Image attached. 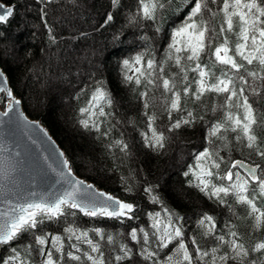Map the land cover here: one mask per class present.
Listing matches in <instances>:
<instances>
[{"label":"trees","instance_id":"1","mask_svg":"<svg viewBox=\"0 0 264 264\" xmlns=\"http://www.w3.org/2000/svg\"><path fill=\"white\" fill-rule=\"evenodd\" d=\"M2 1L14 5V13L8 22L0 25V66L12 90L21 99L24 110L50 131L79 176L134 206L135 217L132 220L87 217L78 210H72L76 212L75 216L45 221L42 227L46 233L59 234L63 238L65 255L62 264H81L68 259L66 255L69 251H75L70 247V243H75V240L69 241L64 231L69 226L88 230L89 238L99 241L105 264H117L114 257L120 254V244L132 248L133 256L131 260L119 264H151V261H145L135 254L141 244L131 241L128 233L132 228H136L138 234L140 228L151 233V217L156 213H160L159 219L165 222L170 214L173 223L182 226L185 242L193 254L195 246L191 244L192 238L204 249L216 245L215 240L201 235L203 229L199 220L204 215L214 218L217 234H226L231 229L238 233L245 247L264 241V229H254V221L248 216L245 206L236 204L231 195L225 198V204H220L215 197L210 199L196 187V178L190 171L197 164L196 155L205 148L213 152V159L220 164L219 169L212 170L221 176L237 159L258 163L264 168V159L255 150L237 143L233 139L234 133L220 134L227 137V141L209 137L210 125L222 119V111L213 113L212 108L221 105L224 96L207 93L200 100H195L191 95L185 96L183 88L186 85L190 86V92L195 91L194 78L197 74L188 71V79L183 81L180 69L174 66L173 61H168L164 65L163 76L169 78L175 75L176 90L181 92L182 109L173 111L169 118L171 94L165 93L160 86L161 82L157 79L159 73L153 75L156 82L152 85L147 84L143 77L139 85L124 78L125 59L131 61L139 54L143 55L144 61L154 59L157 64L166 59L172 33L185 21L194 0H172L157 13L155 21H142L133 25H129L128 17L137 12L138 0H121L116 8L112 7L110 0H53L47 6L38 4L36 0ZM42 7L47 12L44 19L48 27L53 29L56 43L49 39L48 28L40 11ZM107 14H111L113 20L105 24ZM221 21L222 15H217L210 26L218 32ZM221 39L216 37L212 47L220 43ZM234 40L235 37H230V44ZM12 42L16 47H12ZM89 45L95 50L97 48L98 57L92 59L98 62V66L89 69L83 66L81 72L78 60L59 62L64 53L76 52L77 58L82 57L85 52L81 48ZM12 48L16 54L10 51ZM212 59L202 54L200 62L211 64ZM184 63L187 65V62ZM220 67L216 65L211 70L220 75ZM247 67L259 71L255 63ZM248 79L251 81V77ZM98 84L103 85L112 101L110 107L104 106L106 116L92 118L98 123L99 131L80 123L82 119L88 118L87 114L80 113V109L86 106ZM144 92L147 97L141 96ZM145 102L148 108L144 107ZM254 107L260 119H264V98L259 99ZM188 111L193 114V122L169 131L175 121L187 118ZM146 112L156 116L154 127L165 137L162 148L150 146L142 136V133L151 136ZM255 132L264 148V127H256ZM118 140L127 145L126 150L122 151L115 144ZM237 170L241 171H233ZM241 174L244 173L241 171ZM211 179L218 186L229 183L215 176ZM146 188H150L151 192H146ZM153 196L157 198L156 202H153ZM257 204L264 208V200H258ZM95 228L103 230L104 239L91 231ZM108 235L113 236L114 244L108 243ZM225 238L230 239L227 235ZM28 242L29 236L26 235L11 246H0V258L10 254V247ZM80 248L87 251L88 245L81 243ZM155 249L156 244L152 243L150 250ZM172 250L174 245H169V249L160 255L171 254ZM225 251L227 248L222 247L218 255ZM257 257L264 261V257H259L258 253H252L250 259ZM32 258L34 264H39L42 259L35 252ZM82 262L90 264L83 257ZM228 264L233 262L229 261Z\"/></svg>","mask_w":264,"mask_h":264},{"label":"snow or ice","instance_id":"2","mask_svg":"<svg viewBox=\"0 0 264 264\" xmlns=\"http://www.w3.org/2000/svg\"><path fill=\"white\" fill-rule=\"evenodd\" d=\"M38 4L47 6L53 0H36ZM113 8L120 5L121 0H110ZM172 0H138V10L135 14L128 17L129 25L140 24L142 21H155L157 13L161 11L166 3ZM42 19L48 28L49 39L56 43V37L52 34L53 29L48 27L45 7L40 9ZM14 6L5 7L0 5V25L9 21L13 16ZM207 14V16H206ZM222 15L219 30L211 27L212 20ZM113 16L106 15L105 24L111 22ZM159 31V29H156ZM222 37L221 42L213 48L212 44L216 37ZM230 37H235L230 44ZM184 55H181V54ZM231 53V54H230ZM202 54L208 55L212 59L211 64H202ZM168 61H173L175 67L180 69L183 81H187V72L192 71L197 74L194 78L196 89L190 92V86L183 88L185 96L191 95L195 100H200L207 93L223 95L224 101L221 105H214L213 113L217 110L222 111V119L211 124L208 135L217 139L227 141V137L220 135L222 132L234 133L233 139L237 143H243L245 147L255 150L256 154L264 159V148L261 147L260 138L256 135L255 128L264 127V119H260L257 108L254 107L259 99L264 98V0H194L185 21L172 33V43L165 60L159 64L154 59L144 61L142 54L136 55L131 61L125 59L123 67L125 80L141 84L143 77L147 84H155L153 75L159 73L157 79L161 82V87L165 93H170L168 114L171 118L173 111H181V92L176 90L175 75L169 78L163 76L164 65ZM187 62V65L184 63ZM257 64L259 71H252L247 66ZM220 67V75H216L211 69L213 66ZM133 73L129 75L128 73ZM251 77V81L248 79ZM259 81V84H257ZM6 84L3 74L0 73V85ZM0 93H5L7 98L6 108L2 115L7 116L18 107L20 100L13 96L12 90L0 86ZM248 93V94H246ZM142 97H147V93H141ZM5 97H0V102ZM255 97L256 99H250ZM111 98L102 84H98L92 91L86 106L80 109V113L87 114V119H82L80 123L84 127L91 126L99 131V125L92 118L102 117L107 114L104 106H111ZM145 108L149 105L144 104ZM145 115L148 117L147 128L151 133H142L147 144L150 146L163 147L164 134L158 132L154 127L156 116ZM202 119V117H201ZM192 112H187V118L175 121L169 131L179 129L182 124L188 125L193 122ZM211 143V140L209 141ZM115 144L124 151L127 145L123 141H116ZM218 154V153H217ZM62 155V154H61ZM213 152L205 148L195 157L193 175L196 178V187L204 192L210 199L217 198L220 204H225V198L232 196L236 204L243 205L247 209L248 216L254 221V229H264V208L258 206V200H264V168L260 165H246L241 160L231 163L228 171L221 176L213 172L212 169H219L220 164L213 159ZM222 159V158H221ZM18 160L16 155L5 146L0 144V195H7L11 192L9 185L15 186L17 183ZM63 166L71 174L67 160L63 161ZM235 169H246L242 175L241 171ZM61 176L65 173L61 171ZM188 175V173H185ZM221 181H228L226 185H217L212 182V177ZM68 187L59 194L50 197H40L35 200H28L25 203L15 205L9 203L6 211L0 212V246H11L20 241L24 236H29V242L23 245L10 247V254L0 258V264H34L32 253L35 252L42 259L39 264H62L64 259L63 238L59 234L46 233L43 229L45 221H57L61 217L68 215L75 216L79 210L87 217H107L122 221L123 219L132 220L135 217L134 206L99 193L103 199H89L87 203L78 199L77 193L82 184L78 180L66 181ZM91 187V186H89ZM7 189V192L5 191ZM151 192L150 188L145 189ZM35 196V193H30ZM157 198L153 196V202ZM231 208V205H229ZM166 211V210H165ZM160 213L153 217L151 233L144 228L138 230L132 228L128 233L130 240L141 244L136 255L151 264H264L259 258H251L252 253H258L259 257H264V241L254 243L251 247H245L240 241L237 232L229 231L226 234H217L214 218L204 215L199 220V225L203 229L201 235L204 238H212L216 245L210 249L199 246L195 238L191 239V244L195 246V254L189 251V245L185 242L182 226L173 223L168 215L166 222L159 219ZM179 219V218H177ZM67 233L70 247L75 251L67 252L70 260L82 262L84 260L90 264H105L104 252L99 241L89 238L88 230H81L72 226L64 229ZM100 239H104L102 229H92ZM226 235L230 239H226ZM109 244H114L113 236L108 235ZM81 243L88 245L87 251H82ZM152 243L156 244L155 250H150ZM169 245H174L171 254L162 252L169 249ZM222 247L227 251L218 255ZM120 254L114 257L119 264L121 261L131 260L133 250L127 244L119 245ZM76 253H81L78 255ZM55 257V258H54Z\"/></svg>","mask_w":264,"mask_h":264},{"label":"water","instance_id":"3","mask_svg":"<svg viewBox=\"0 0 264 264\" xmlns=\"http://www.w3.org/2000/svg\"><path fill=\"white\" fill-rule=\"evenodd\" d=\"M0 5L5 7L14 6L8 5L2 0H0ZM0 73L3 74L6 80V84L0 86L12 90L8 77L1 66ZM12 93L16 99L21 101L20 98L16 97L13 90ZM3 94L5 95V93H0V97ZM4 112L0 107V144L15 154L19 163L17 165L16 185H9L12 190L7 192L6 189V196L0 195V212L6 211L9 203L15 205L17 203H25L28 200H35L40 197L47 198L53 194H59L68 187L66 182L68 180L82 182L77 196L78 199L83 200L85 203L89 199H103V197L98 196L99 193L130 203L107 189L100 188L94 182L79 176L71 167L65 151L57 140L40 120L33 119L27 114L22 101L7 116L2 115ZM64 160L68 161L71 171L70 175L67 174L68 169L63 166ZM238 160L243 161L246 165H260L244 159ZM240 170L244 173L246 172V169ZM61 171L65 173L64 176L60 175ZM30 193H35L36 195L32 196Z\"/></svg>","mask_w":264,"mask_h":264},{"label":"rangeland","instance_id":"4","mask_svg":"<svg viewBox=\"0 0 264 264\" xmlns=\"http://www.w3.org/2000/svg\"><path fill=\"white\" fill-rule=\"evenodd\" d=\"M12 47H16V45L14 44V42H12ZM93 48L94 47H92V45L91 46L90 45L89 46H84L83 48H81V50L84 51L85 53L80 58H77L76 57V55H77L76 52H74L73 54L64 53V56L62 57V59L59 60V62L60 63H63V61L65 62L67 60H71V61L78 60L79 61L78 62L79 67L78 68H81V70H80L81 72L83 71V69H82L83 66H87L86 68H88V69L89 68H92L94 66H98V62L93 61L95 59H92V58H95V56L98 57L97 48H96V50H95V48L94 49ZM14 50H15L14 48L10 49L11 52H14L16 54V52ZM54 90L56 92L57 91V88L54 89ZM2 97H5V96H2ZM6 104H7V98L5 97L3 99V101L0 102V106H1V108L3 110L6 108Z\"/></svg>","mask_w":264,"mask_h":264}]
</instances>
